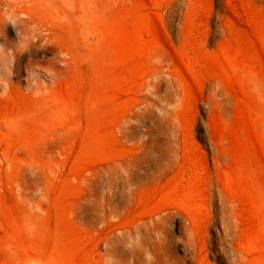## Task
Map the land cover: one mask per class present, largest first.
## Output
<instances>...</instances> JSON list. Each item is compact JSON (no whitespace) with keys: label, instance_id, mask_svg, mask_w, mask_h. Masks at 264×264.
Masks as SVG:
<instances>
[{"label":"rangeland","instance_id":"1","mask_svg":"<svg viewBox=\"0 0 264 264\" xmlns=\"http://www.w3.org/2000/svg\"><path fill=\"white\" fill-rule=\"evenodd\" d=\"M0 264H264V0H0Z\"/></svg>","mask_w":264,"mask_h":264}]
</instances>
